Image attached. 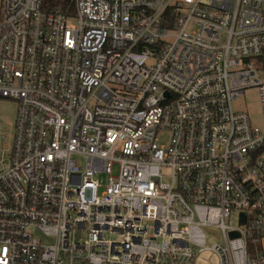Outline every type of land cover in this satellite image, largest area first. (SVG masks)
I'll return each mask as SVG.
<instances>
[{
	"label": "built area",
	"instance_id": "2783aa9c",
	"mask_svg": "<svg viewBox=\"0 0 264 264\" xmlns=\"http://www.w3.org/2000/svg\"><path fill=\"white\" fill-rule=\"evenodd\" d=\"M44 2L0 4V264H264V0Z\"/></svg>",
	"mask_w": 264,
	"mask_h": 264
},
{
	"label": "rangeland",
	"instance_id": "374dc122",
	"mask_svg": "<svg viewBox=\"0 0 264 264\" xmlns=\"http://www.w3.org/2000/svg\"><path fill=\"white\" fill-rule=\"evenodd\" d=\"M0 0V4H1ZM207 2V0H204ZM190 31H193L190 30ZM236 110L245 111L250 119V122L253 126L262 128L263 126V114L260 103V96L257 89L251 88L244 92L240 99L234 104ZM16 109L17 105L14 101L9 99L0 98V170L2 164H5V160L9 155V149L11 147V135L14 130V122L16 119ZM168 133L164 132L162 135L157 137V143L159 145H166L168 142ZM79 166L81 168L85 165L84 158H79ZM116 168L114 169V174H116ZM99 181L101 184H104L107 181V176L100 175ZM235 219L229 223L230 225L235 226ZM221 242V237L218 232H211L209 237L206 240L207 245H212L214 243ZM216 257L204 252L195 255L194 264H216Z\"/></svg>",
	"mask_w": 264,
	"mask_h": 264
},
{
	"label": "trees",
	"instance_id": "16d2710c",
	"mask_svg": "<svg viewBox=\"0 0 264 264\" xmlns=\"http://www.w3.org/2000/svg\"><path fill=\"white\" fill-rule=\"evenodd\" d=\"M44 6L48 11L73 14L72 0H45Z\"/></svg>",
	"mask_w": 264,
	"mask_h": 264
}]
</instances>
